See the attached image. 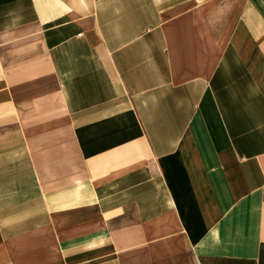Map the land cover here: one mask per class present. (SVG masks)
<instances>
[{
	"label": "crops",
	"instance_id": "1",
	"mask_svg": "<svg viewBox=\"0 0 264 264\" xmlns=\"http://www.w3.org/2000/svg\"><path fill=\"white\" fill-rule=\"evenodd\" d=\"M0 264H264V0H0Z\"/></svg>",
	"mask_w": 264,
	"mask_h": 264
},
{
	"label": "rangeland",
	"instance_id": "2",
	"mask_svg": "<svg viewBox=\"0 0 264 264\" xmlns=\"http://www.w3.org/2000/svg\"><path fill=\"white\" fill-rule=\"evenodd\" d=\"M54 105L56 106V108L59 109V102H58V99H55V101H54Z\"/></svg>",
	"mask_w": 264,
	"mask_h": 264
}]
</instances>
